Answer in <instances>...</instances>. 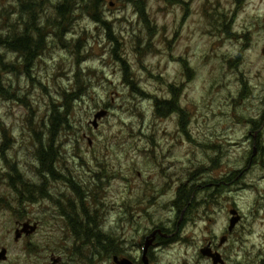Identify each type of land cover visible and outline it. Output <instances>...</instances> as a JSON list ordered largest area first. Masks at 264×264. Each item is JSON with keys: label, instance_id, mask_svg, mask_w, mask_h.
<instances>
[{"label": "rangeland", "instance_id": "374dc122", "mask_svg": "<svg viewBox=\"0 0 264 264\" xmlns=\"http://www.w3.org/2000/svg\"><path fill=\"white\" fill-rule=\"evenodd\" d=\"M56 3L42 5L43 54L27 74L4 76L19 100L0 95V264H142L158 230L173 240L152 250L151 264H213L201 254L209 240L226 264H264V0H106L107 26L79 11L62 36ZM21 10L20 0H0L1 27L28 20ZM171 100L185 114L160 117L157 103ZM68 101L57 169L120 255L92 254L74 238L61 212L69 201L84 208L65 181L21 207L9 188L13 167L41 185L37 147ZM181 188L195 189L194 211L175 205ZM231 209L241 222L229 233ZM18 223L38 230L16 242Z\"/></svg>", "mask_w": 264, "mask_h": 264}, {"label": "trees", "instance_id": "16d2710c", "mask_svg": "<svg viewBox=\"0 0 264 264\" xmlns=\"http://www.w3.org/2000/svg\"><path fill=\"white\" fill-rule=\"evenodd\" d=\"M50 0H20L22 12L28 15V20H23L21 15L19 20L12 26V29L6 31L0 25V50L14 53L19 58L18 63L10 62L6 60L4 54L0 52V95L8 96L10 99L19 100L16 91L12 92L9 88L4 87V76L11 73H23L27 74L30 68L33 67L35 61L43 54L46 49V43L48 42L47 37V24L40 21L43 20L44 8L43 4H47ZM106 0H55L56 3V16L58 20L55 23L56 28H59V32L56 31L54 34L63 35L65 30V24L67 21L73 19L74 14L82 11L90 13L92 11L93 19L96 23H103L107 26V23L102 21L101 15L98 13L100 8L104 5ZM7 22V21H6ZM5 22V26L6 23ZM20 24V26H19ZM64 24V25H63ZM20 27V28H19ZM9 86V85H8ZM10 87V86H9ZM69 101L66 102L65 110L59 111L54 107L51 116L49 137L46 142H39L36 151V157L39 161V168L37 176L41 179V185H34L29 181H26L22 175L13 169L9 188L17 195V205L19 207L29 203L40 202L51 198L49 195L47 185L50 181L58 182L65 181L68 183L73 190L77 193V197L81 200L82 208L84 210L80 212V208L77 209L72 201H69L68 205H64L62 209L63 216L68 219L69 229L71 230L74 238L82 243V246H88L91 248V253L98 250L107 255H120L121 247L120 242L114 237L109 235H103L97 233L98 224L89 215V212L85 209L83 204V195L81 189L76 186L71 178L65 177L57 169L56 161H60L58 155V147L55 144L56 136L58 131L69 129L70 125L67 122V115L69 113ZM158 115L165 117L171 113L180 112L185 114L184 110H181L178 103L171 101L157 103ZM0 127L2 125L0 124ZM4 141L9 143L8 138L5 136ZM4 142V148H6ZM3 148V149H4ZM54 155V156H53ZM45 162V163H44ZM50 162V163H49ZM47 164V165H46ZM48 193V195H46ZM195 189H189L186 191L185 188H181L178 194V198L175 201V205L178 208L187 210L188 212L194 211L196 208V199L194 197ZM16 212V211H15ZM182 213V212H181ZM21 214V213H19ZM163 232H166L163 230ZM167 233V232H166ZM81 246V247H82Z\"/></svg>", "mask_w": 264, "mask_h": 264}, {"label": "water", "instance_id": "95a60500", "mask_svg": "<svg viewBox=\"0 0 264 264\" xmlns=\"http://www.w3.org/2000/svg\"><path fill=\"white\" fill-rule=\"evenodd\" d=\"M108 115V111H101L98 114L95 115L93 125L94 128H98V122L104 118H106ZM230 215H231V220H230V226H229V233H232L237 225L241 222V216L238 212L237 209H231L230 210ZM38 230V225H32L30 223H23V224H18V229L16 230V236H15V241L18 242L20 241L24 236L25 237H30L34 235ZM157 235H161L164 238H171L172 236H169L167 234H164L161 230L153 232L150 236L146 238L145 244H144V249H143V256L142 260L144 264H150L149 258H148V252L155 242ZM228 241V237H223L220 241V248H222ZM202 256L209 258L212 260L213 264H226L225 260L223 259V256L221 255L220 252H215L212 248L211 245H208L207 247L203 248L201 250ZM8 259V251L6 249H3L0 251V263L6 262ZM115 264H134L131 260L129 259H119L118 257L114 258Z\"/></svg>", "mask_w": 264, "mask_h": 264}, {"label": "flooded vegetation", "instance_id": "af4514ba", "mask_svg": "<svg viewBox=\"0 0 264 264\" xmlns=\"http://www.w3.org/2000/svg\"><path fill=\"white\" fill-rule=\"evenodd\" d=\"M264 53V52H263ZM56 164H57V166L59 165V160L58 161H56ZM60 166V165H59ZM18 224H21V223H18ZM38 225V224H37ZM170 236V235H169ZM173 239H172V237L171 238H164V237H162L161 235H157V238H156V240H155V242L153 243V245L151 246V248H150V250H149V252H148V257L150 256V254L152 253V250H154L155 248H157V247H162V246H164V245H166V244H169V243H171V241H172ZM206 245L208 246V245H211L212 246V248H213V250L215 251V252H217L218 250H217V248H216V245H215V241H213V240H209V241H207L206 242ZM206 246V247H207ZM143 249H144V247L142 246V254H143ZM124 259H127V258H124ZM149 261H151L150 259H149ZM143 262V261H142ZM138 264V263H137ZM142 264H144V263H142ZM151 264V263H150Z\"/></svg>", "mask_w": 264, "mask_h": 264}, {"label": "bare ground", "instance_id": "6f19581e", "mask_svg": "<svg viewBox=\"0 0 264 264\" xmlns=\"http://www.w3.org/2000/svg\"><path fill=\"white\" fill-rule=\"evenodd\" d=\"M54 156V155H53ZM45 163V162H44ZM50 163V162H49ZM47 165V164H46Z\"/></svg>", "mask_w": 264, "mask_h": 264}]
</instances>
